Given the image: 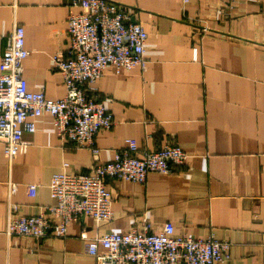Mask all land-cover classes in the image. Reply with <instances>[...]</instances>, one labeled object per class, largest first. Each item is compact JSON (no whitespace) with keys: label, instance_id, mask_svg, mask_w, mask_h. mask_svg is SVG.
Here are the masks:
<instances>
[{"label":"crops","instance_id":"0c3cea01","mask_svg":"<svg viewBox=\"0 0 264 264\" xmlns=\"http://www.w3.org/2000/svg\"><path fill=\"white\" fill-rule=\"evenodd\" d=\"M113 1L147 30V66L117 72L108 65L98 79L114 118L96 135L98 154L62 139L48 113L24 132L25 153L9 158L0 141V264H99L86 238L147 224L158 233L168 223L176 236L230 241V257L220 264H264V0ZM73 2L0 0V64L10 32L23 25L29 89L54 99L66 94L54 57L67 55V18L81 10ZM129 141L138 154L170 142L188 156L145 182L109 179V221L82 216L66 238L6 233L12 217L56 203L55 173H92Z\"/></svg>","mask_w":264,"mask_h":264},{"label":"built area","instance_id":"2783aa9c","mask_svg":"<svg viewBox=\"0 0 264 264\" xmlns=\"http://www.w3.org/2000/svg\"><path fill=\"white\" fill-rule=\"evenodd\" d=\"M73 5L81 10L71 12L67 18V55L60 52L54 57V67L62 73L66 87L64 97L54 99L44 91L29 89L23 66L29 54L24 26L17 24L7 38L0 64V141L9 158L27 151L24 132L34 131L35 118L44 113L53 116L62 139L98 154L97 133L114 124L106 106L111 98L99 95L98 79L108 65L117 72L147 66L149 34L133 20L129 7L113 0H74ZM138 149L137 143L129 141L115 151L111 160L96 165L92 173H55L50 190L56 203L37 215L12 217L6 233L45 237L56 232L66 238L70 223L82 216H90L97 223L109 221L114 201L107 187L109 179L145 182L149 173H169L174 164L184 162L188 156L170 142L141 154ZM28 189L35 194L34 184ZM11 190L14 192L16 187ZM230 247V241L214 235L176 236L171 223L158 233L147 224L144 230L97 234L85 242L86 252L99 264H220L230 257Z\"/></svg>","mask_w":264,"mask_h":264},{"label":"water","instance_id":"95a60500","mask_svg":"<svg viewBox=\"0 0 264 264\" xmlns=\"http://www.w3.org/2000/svg\"><path fill=\"white\" fill-rule=\"evenodd\" d=\"M135 21V20H134Z\"/></svg>","mask_w":264,"mask_h":264}]
</instances>
